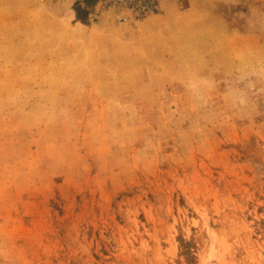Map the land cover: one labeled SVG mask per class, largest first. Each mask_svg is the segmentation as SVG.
<instances>
[{
    "label": "rangeland",
    "instance_id": "374dc122",
    "mask_svg": "<svg viewBox=\"0 0 264 264\" xmlns=\"http://www.w3.org/2000/svg\"><path fill=\"white\" fill-rule=\"evenodd\" d=\"M0 264H264V0H0Z\"/></svg>",
    "mask_w": 264,
    "mask_h": 264
}]
</instances>
